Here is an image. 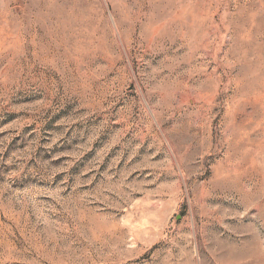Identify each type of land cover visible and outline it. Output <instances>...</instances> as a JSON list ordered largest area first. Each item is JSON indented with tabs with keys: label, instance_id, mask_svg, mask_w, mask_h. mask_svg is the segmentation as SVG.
Here are the masks:
<instances>
[{
	"label": "rangeland",
	"instance_id": "rangeland-1",
	"mask_svg": "<svg viewBox=\"0 0 264 264\" xmlns=\"http://www.w3.org/2000/svg\"><path fill=\"white\" fill-rule=\"evenodd\" d=\"M0 264H264V0H0Z\"/></svg>",
	"mask_w": 264,
	"mask_h": 264
}]
</instances>
